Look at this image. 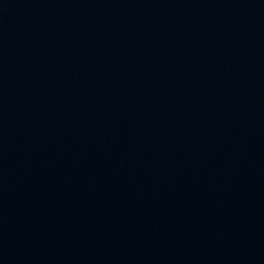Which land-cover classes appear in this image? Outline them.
<instances>
[{
  "label": "water",
  "instance_id": "1",
  "mask_svg": "<svg viewBox=\"0 0 264 264\" xmlns=\"http://www.w3.org/2000/svg\"><path fill=\"white\" fill-rule=\"evenodd\" d=\"M0 264H264V0H0Z\"/></svg>",
  "mask_w": 264,
  "mask_h": 264
}]
</instances>
